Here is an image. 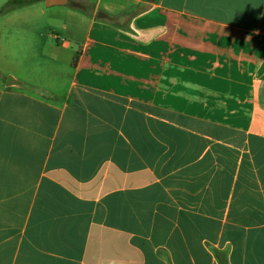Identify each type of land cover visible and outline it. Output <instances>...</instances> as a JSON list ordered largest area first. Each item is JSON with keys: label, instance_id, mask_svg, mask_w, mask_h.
Returning <instances> with one entry per match:
<instances>
[{"label": "crops", "instance_id": "1", "mask_svg": "<svg viewBox=\"0 0 264 264\" xmlns=\"http://www.w3.org/2000/svg\"><path fill=\"white\" fill-rule=\"evenodd\" d=\"M20 2L0 264H264V0H68L40 54Z\"/></svg>", "mask_w": 264, "mask_h": 264}, {"label": "rangeland", "instance_id": "2", "mask_svg": "<svg viewBox=\"0 0 264 264\" xmlns=\"http://www.w3.org/2000/svg\"><path fill=\"white\" fill-rule=\"evenodd\" d=\"M14 1L15 0H0V9L8 7L10 8L8 12L14 11V9H12L14 6H16ZM35 4L37 5L33 7L34 9L32 11L30 28H34L36 30L34 32L38 35V37L33 41L39 45L37 48L38 54L43 53L44 49L41 48L42 44L57 43V41L54 39V36L59 35L60 42L65 44V41H70L72 38H75L78 35L79 30L77 27L80 25V22L77 19L76 9L71 8L70 6L47 8L44 0H37ZM17 5L20 4L17 3ZM7 13L5 14L7 15ZM9 21L13 23V20ZM9 21H5L2 18L0 19L1 23H7ZM62 24L66 27L63 32L56 29L57 26ZM10 25L14 26L15 28L18 26H23L22 23L20 25H14L10 23ZM25 27H28V25H25ZM14 43V36L11 32L7 33L4 31L3 33H0V65L10 75H13L14 73V68L11 63L13 59ZM21 71L22 72H19L18 75L20 78H30L29 76L32 77L35 75L30 73L28 68L25 71ZM50 71L51 68L47 67L45 69L42 67L37 71V75L43 77L48 75Z\"/></svg>", "mask_w": 264, "mask_h": 264}, {"label": "water", "instance_id": "3", "mask_svg": "<svg viewBox=\"0 0 264 264\" xmlns=\"http://www.w3.org/2000/svg\"><path fill=\"white\" fill-rule=\"evenodd\" d=\"M68 0H45V4L47 7H52L55 5H66ZM10 80V78L8 79Z\"/></svg>", "mask_w": 264, "mask_h": 264}, {"label": "trees", "instance_id": "4", "mask_svg": "<svg viewBox=\"0 0 264 264\" xmlns=\"http://www.w3.org/2000/svg\"><path fill=\"white\" fill-rule=\"evenodd\" d=\"M20 1H22V2H20L19 4H20V5H23V4L31 3V2H33V1H35V0H29V2H26V1H24V0H20ZM23 1H24V2H23ZM8 10H10V8L5 7V8H3V9L1 10V13H5V12H7ZM103 17H105L107 20H110V19H111L110 17H107V16H103ZM73 65H75V60H74V62H73Z\"/></svg>", "mask_w": 264, "mask_h": 264}]
</instances>
